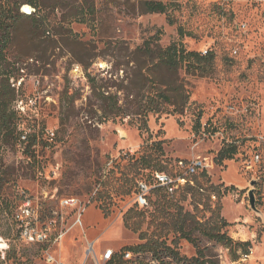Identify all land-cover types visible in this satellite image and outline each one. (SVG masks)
<instances>
[{
    "label": "rangeland",
    "instance_id": "374dc122",
    "mask_svg": "<svg viewBox=\"0 0 264 264\" xmlns=\"http://www.w3.org/2000/svg\"><path fill=\"white\" fill-rule=\"evenodd\" d=\"M11 1L16 5L24 0ZM163 1H175L170 8L174 24L166 13H143L140 0H43L38 11L30 4L21 6L22 13H37L50 26L20 17L6 51L17 67L13 82L26 107L23 119L42 135L35 146L17 142L1 149L0 255H8V264H46L43 247L19 237L14 215L24 192L34 199L41 225L55 220L58 229H70L61 247L68 264H84L90 244L99 255L108 247L117 251L148 241L157 253L142 251L144 261L183 264L174 249L185 258L201 250L207 264H264V0ZM4 5L8 0H0V8ZM89 7L95 9L93 20ZM179 26L191 33L184 38L188 50L217 56L210 76L182 71L191 93L185 111L149 113L148 131L140 128L138 115L105 116V94L118 95L123 110L132 112L146 103L157 87L151 81L137 99L126 97L140 62L134 52L159 29L164 31L161 45L168 46L178 38ZM229 143L239 146V154L218 163L219 151ZM257 150L262 153L258 171H246L244 159ZM144 151L173 176L185 173L182 163L207 159L210 181L187 176L200 184L163 197L141 193L139 181L151 183L155 172L136 162ZM123 175L133 187L130 194L112 189ZM103 182L113 196L108 217L97 196ZM63 197L78 198L86 207L82 225H74L78 210L63 208ZM130 209L142 220L137 232L124 224ZM220 217L230 223L224 230L231 237L252 243L249 255L210 240L200 230ZM184 218L192 222L189 230L196 243L179 231ZM86 264L95 260L91 257Z\"/></svg>",
    "mask_w": 264,
    "mask_h": 264
},
{
    "label": "trees",
    "instance_id": "16d2710c",
    "mask_svg": "<svg viewBox=\"0 0 264 264\" xmlns=\"http://www.w3.org/2000/svg\"><path fill=\"white\" fill-rule=\"evenodd\" d=\"M42 1L43 0H24L14 5V2L8 0V6L4 5L0 8V159L1 149L4 145L17 142H28L29 146L32 147L38 144V139L42 136L41 132L37 131L36 125L23 119V115L16 109L19 91L17 87L13 85V78L16 75L15 71L17 67L14 62L9 60L6 54L7 49H9L13 41L14 28L20 17L36 18L41 26H50L49 20L46 18L43 21L42 17L38 16L37 13L27 15L21 12V6L23 4H30L36 11L40 10ZM173 5H175V1L168 3L163 0H140V9L143 13H166L168 14L170 24L175 23L174 18L170 15V8ZM93 8L94 7H92V9L90 7L86 8V11L90 13L91 19L93 15H95V9ZM91 19L85 18L84 20L88 21ZM36 26H38V24H36ZM163 34V29H159L155 35L146 40L144 44L139 46L134 52L135 56L140 59V62L134 70V78L131 79V85L126 88V97L132 96L134 100L137 99L139 97L137 94H139V91L148 81L156 83L157 87L155 92L149 93L150 95L147 96L148 99L146 103L144 104L141 102L140 105H138V109L134 112L129 109L123 110V106L119 104L118 95L105 94L104 98L109 100L107 105L109 109L104 111L105 116H109L110 114H114L115 116L138 115L143 121V125L140 128H146L148 131L149 126L147 117L149 113H183L190 104L191 93L183 83L182 71L186 74L202 77L210 76L214 73L217 58L216 53L214 51L203 53L201 51L188 50L184 38L186 35H191V33L186 31L183 26L178 27V38L173 40L166 47L162 46L160 43ZM159 85L162 87L160 88ZM170 107L173 109H170ZM199 116L200 121L202 114H199ZM21 125H24V127L30 131L27 141H23L21 138ZM154 144L161 145V142H155ZM161 152H163L162 147ZM237 154H239V146L236 143L226 144L219 151L217 161L218 163H223L227 159H233ZM136 162L142 169L153 167L155 172L164 171L163 165L160 163L154 164L156 158H153L151 154H147L145 151L141 153ZM207 174V170H204L194 176H202L207 181H210ZM192 180V182H189V184L184 186L181 190L184 188L195 189V185L200 184L199 180ZM119 181V183L117 182L115 185H112V189L115 188V190H122L124 194H130L133 188L132 185H130V179L123 175ZM227 190L230 189L227 188L226 192ZM153 191L160 194L159 196L162 197L164 193L170 195L163 188H155ZM218 193L220 197H222L223 192L221 189L218 190ZM97 196L98 200L102 202L100 209L105 216L108 217L111 211V202L109 200H113L111 188L106 187L105 182H103L102 187L98 190ZM166 202L167 201H165V204H167ZM220 208L221 205L218 206L215 211L216 214ZM135 212L134 209H130L124 215L123 220L127 228H131L137 232L141 229L142 220H140V215L138 213L134 214ZM178 212V215L182 214L183 210L181 209ZM190 224H192V222L184 218L180 224L179 231L185 238L196 243V240L191 236V230H189ZM200 225L203 224L200 223ZM229 225L230 223L226 219L220 217L218 220H215L211 227H201L200 230L210 240H215L227 247H231L234 252H237V248H241L243 255L250 254L252 243L250 241H238L231 237L228 232L224 230V228ZM126 249L138 252L155 250L157 253V248L150 245L149 241L146 244L124 248V250ZM172 253L180 261H184L183 264H207L208 262L204 259L206 255L201 250H199L197 256L192 258L181 257L179 252L174 249ZM9 259L8 255L4 259H2L0 255V264H8ZM28 262L29 264H33L31 260H28ZM110 264H123V261L120 258H116Z\"/></svg>",
    "mask_w": 264,
    "mask_h": 264
},
{
    "label": "built area",
    "instance_id": "2783aa9c",
    "mask_svg": "<svg viewBox=\"0 0 264 264\" xmlns=\"http://www.w3.org/2000/svg\"><path fill=\"white\" fill-rule=\"evenodd\" d=\"M13 85L17 87L15 83ZM16 109L20 114L24 115L26 107L23 100H17ZM20 129L22 130V140L27 141L30 131L26 129L24 125H21ZM54 134L55 133L52 132L53 136ZM260 140L263 142L264 137L261 136ZM261 161L262 153L260 150H257L251 157L244 159V168L246 171H258ZM181 166L185 171L184 174L173 176L165 171H157L153 173L151 183L147 180L139 181V191L148 194L155 188H163L168 194L174 195L189 184V182H192L188 180L187 176H194L208 169L209 163L207 159L198 157L189 162L182 163ZM24 194V201L17 208L14 215L21 241L28 245H39L43 247L46 264H68L63 257L61 247L70 229H58L55 220L41 225L39 210L37 209V205L35 206L34 199L25 192ZM60 202L63 208L74 211L78 210V217L74 225H82V215L86 209L83 203L75 197H63ZM141 254V252L130 249L116 251L114 248L108 247L102 251L101 254L97 255L94 245L90 244L87 249V256L84 264H86L91 257L95 260V264H110L116 258H120L123 264H171L169 262H157L155 260L144 261L141 259Z\"/></svg>",
    "mask_w": 264,
    "mask_h": 264
},
{
    "label": "water",
    "instance_id": "95a60500",
    "mask_svg": "<svg viewBox=\"0 0 264 264\" xmlns=\"http://www.w3.org/2000/svg\"><path fill=\"white\" fill-rule=\"evenodd\" d=\"M27 13H31V11H27ZM256 181H252L253 184H255ZM249 197H250V203H251V206L256 209V198H255V194H254V191L253 190H250L249 192Z\"/></svg>",
    "mask_w": 264,
    "mask_h": 264
},
{
    "label": "bare ground",
    "instance_id": "6f19581e",
    "mask_svg": "<svg viewBox=\"0 0 264 264\" xmlns=\"http://www.w3.org/2000/svg\"><path fill=\"white\" fill-rule=\"evenodd\" d=\"M26 11H28V12L31 11V8L30 7L29 8L26 7Z\"/></svg>",
    "mask_w": 264,
    "mask_h": 264
}]
</instances>
